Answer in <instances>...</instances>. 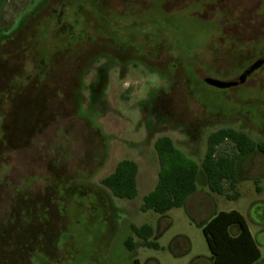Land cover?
Segmentation results:
<instances>
[{"label": "rangeland", "instance_id": "374dc122", "mask_svg": "<svg viewBox=\"0 0 264 264\" xmlns=\"http://www.w3.org/2000/svg\"><path fill=\"white\" fill-rule=\"evenodd\" d=\"M263 53L264 0H0V264L207 262L184 206L140 208L158 181L155 142L168 135L201 164L221 127L263 141L264 65L238 86L210 82ZM125 158L139 165L134 199L102 183ZM241 173L234 198L206 188L202 168L198 186L214 210L245 216L264 258V179L249 178L264 159ZM132 224L155 227L158 247Z\"/></svg>", "mask_w": 264, "mask_h": 264}, {"label": "trees", "instance_id": "16d2710c", "mask_svg": "<svg viewBox=\"0 0 264 264\" xmlns=\"http://www.w3.org/2000/svg\"><path fill=\"white\" fill-rule=\"evenodd\" d=\"M231 143L232 152L220 150L224 143ZM158 152L160 171L156 186L143 198L141 210H154L165 214L169 210L182 207L188 198L198 189L200 169L206 175L209 189L229 198L237 197L232 193L240 177L241 163L255 153L264 155V140L256 141L244 131L233 127H221L210 133L207 150L202 163L183 153L168 136H160L155 142ZM137 161L129 158L119 161L109 175L102 179L115 197L134 199L138 196ZM258 182V181H255ZM258 191L261 188L257 185ZM238 229L237 234L232 228ZM134 233L147 247H158L154 240L155 229L150 224L131 225ZM213 264H257L261 250L254 239L245 216L238 210L220 211L202 226ZM128 249L135 247L134 238L125 241ZM134 264H141L136 258Z\"/></svg>", "mask_w": 264, "mask_h": 264}, {"label": "crops", "instance_id": "0c3cea01", "mask_svg": "<svg viewBox=\"0 0 264 264\" xmlns=\"http://www.w3.org/2000/svg\"><path fill=\"white\" fill-rule=\"evenodd\" d=\"M258 155H260L263 159H264V155L262 154H259V153H256ZM138 176H139V173H138ZM239 177H240V180H242L244 177L242 176V173H241V168H240V171H239ZM251 178L252 180L254 181H259L264 179V173L262 174H258L257 176H253V177H249ZM205 184H206V188L208 187L207 185V181H206V176H205ZM148 183V182H147ZM146 183V184H147ZM145 184V185H146ZM239 184V183H238ZM140 188V185H139V177H138V189ZM209 189V187H208ZM210 190V189H209ZM211 191V190H210ZM212 193H215L213 191H211ZM139 194V193H138ZM212 197L211 195L209 194L208 191H205L204 189H199V186H198V189L196 190V192H194L189 198L188 200L186 201V203L183 205L190 213H192V217L194 218H197V220L200 221V225L203 226L209 219H211L215 214H217L218 212L220 211H223V210H220V211H216L212 208ZM202 206H204L205 208H201ZM141 208V206H140ZM207 209V210H206ZM247 221V220H246ZM248 223V222H247ZM249 225V224H248ZM250 228V226H249ZM155 229V227H154ZM251 230V228H250ZM232 233L233 234H237L238 233V229L236 227H233L232 228ZM155 233H156V230H155ZM254 239L256 240L259 248H260V244L258 242V239H257V235H255L252 231H251ZM264 242V241H263ZM264 244V243H263ZM180 248L181 246L179 245H176L174 250H175V253H180ZM261 250V249H260ZM262 254V252H261ZM200 264H213V259L212 257L208 258L207 262H202L200 261L199 262ZM257 264H264V258L261 257V260L259 263Z\"/></svg>", "mask_w": 264, "mask_h": 264}, {"label": "water", "instance_id": "95a60500", "mask_svg": "<svg viewBox=\"0 0 264 264\" xmlns=\"http://www.w3.org/2000/svg\"><path fill=\"white\" fill-rule=\"evenodd\" d=\"M263 65H264V53L237 76L226 80L210 79V82H212L213 84L219 87L238 86L240 84H244L249 79V77H251L252 74L258 69H260Z\"/></svg>", "mask_w": 264, "mask_h": 264}]
</instances>
